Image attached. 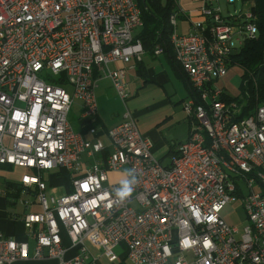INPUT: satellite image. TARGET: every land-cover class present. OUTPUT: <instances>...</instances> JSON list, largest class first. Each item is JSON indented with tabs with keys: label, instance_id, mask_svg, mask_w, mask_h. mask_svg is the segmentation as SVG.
Listing matches in <instances>:
<instances>
[{
	"label": "built area",
	"instance_id": "obj_1",
	"mask_svg": "<svg viewBox=\"0 0 264 264\" xmlns=\"http://www.w3.org/2000/svg\"><path fill=\"white\" fill-rule=\"evenodd\" d=\"M222 1L238 0H206L186 35L177 31L187 14L171 18L174 56L195 94L184 106L190 138L164 166L128 104V69L146 54L137 0H0V166L26 172L16 202L28 231L25 241L0 232V264H97L90 247L109 264L118 249L128 264H264V106L236 121L238 105L215 88L259 28L249 6L224 17ZM102 79L125 110L110 130L98 126ZM78 105L83 131L70 122ZM129 169L137 183L121 202L115 189ZM61 172L69 191L55 197ZM237 200L243 230L223 217Z\"/></svg>",
	"mask_w": 264,
	"mask_h": 264
},
{
	"label": "crops",
	"instance_id": "obj_2",
	"mask_svg": "<svg viewBox=\"0 0 264 264\" xmlns=\"http://www.w3.org/2000/svg\"><path fill=\"white\" fill-rule=\"evenodd\" d=\"M189 1L179 0V7L190 18V20H184L185 22H188V26L186 28L187 34L192 28V23L200 19L199 13L203 8L206 0ZM141 63H143L144 73H146L145 80L143 78H140L138 74V64L140 63L136 64L133 69H128L127 72V84L131 94V98L133 99L131 101V108L133 109L135 116L138 120L139 129L142 135L150 139L154 144V156L159 161H161L164 166H170L173 162V158L176 157L178 154L179 146L189 140L191 132L190 124L189 133L186 138H182L178 135V133H175L174 136L171 137L170 132L168 133L167 131L168 129H171V127H173L174 125L180 124L182 121L186 120V118H184L183 111L173 106V96L170 95L167 88V85L170 84V79L173 76L176 79H179L181 81L183 80L179 77L178 72L169 56L164 53L159 56L155 54L154 57L145 54ZM138 79L142 81V86L141 88L135 89V92H133L131 91L132 88L130 84L131 82H133V84L138 83ZM183 82L185 83V81ZM96 96L99 107V128L102 130H110L121 124L123 121V114L125 110L122 102L117 98L110 80L102 79L98 83ZM183 101L184 99H182L180 102L182 103ZM120 105L122 108L120 107ZM77 107L81 115L80 106L78 105ZM178 111L180 113H178ZM78 131H83L80 125L78 126ZM101 137L103 138L104 142L108 145V139L103 136ZM2 169H5L9 172H13L15 170L13 168L5 167H3ZM21 171H23L24 174L26 173L24 170ZM113 178H116V176H114ZM55 180L60 179L57 178ZM11 193L13 194V191H9V195L12 196ZM10 199L14 201L12 198ZM6 204L11 203H9L7 200L5 187L4 190H0V232L8 238H13L19 241L27 240L28 231L23 222V217L27 213V210L23 208L21 213L19 212L9 214L5 206ZM36 208L39 209L36 206L34 208V211H39ZM65 242L68 244V241ZM121 251L123 250L121 249ZM90 252L93 258L97 259V264H109L100 250L90 247ZM16 264L57 263L54 261H27L19 262ZM117 264H128L123 253L120 256V262Z\"/></svg>",
	"mask_w": 264,
	"mask_h": 264
},
{
	"label": "trees",
	"instance_id": "obj_3",
	"mask_svg": "<svg viewBox=\"0 0 264 264\" xmlns=\"http://www.w3.org/2000/svg\"><path fill=\"white\" fill-rule=\"evenodd\" d=\"M142 13L143 27L136 33V39L141 41L147 55L154 57L157 49L164 50L175 66L179 77L185 81L189 98L195 94L188 77L177 63L171 45L174 28L171 18L180 13L179 0H137ZM243 7L249 6L257 17L259 36L255 41L246 44L245 48L232 59V67L242 70V81L238 97L224 94L222 101L226 104H237L240 110L235 116L236 121H242L256 114L264 106V0H242ZM180 20H188L187 15H181ZM138 74L145 80L143 63L138 64ZM143 71V72H142ZM246 105H243L245 104ZM58 179L69 177L65 172L58 175ZM52 183V182H51ZM6 197L9 203L18 200L21 188L18 184L5 182ZM9 191H13L12 196ZM69 191V188H68ZM67 191V192H68Z\"/></svg>",
	"mask_w": 264,
	"mask_h": 264
},
{
	"label": "rangeland",
	"instance_id": "obj_4",
	"mask_svg": "<svg viewBox=\"0 0 264 264\" xmlns=\"http://www.w3.org/2000/svg\"><path fill=\"white\" fill-rule=\"evenodd\" d=\"M189 1V0H188ZM190 2V1H189ZM248 6H245V10L247 9ZM221 9H222V15L224 17L226 16H234L235 14H238L242 10V2L241 1H236L235 4H228L226 1L221 2ZM187 26L188 22L185 21H178V31L177 33L181 35H186L187 34ZM140 32V29L137 31V33ZM171 82L170 84L167 85L168 91L170 95L173 97L174 105L178 109L182 110L184 113V118L186 120L182 121L180 124L174 125L171 127V129H168V133L170 132V136H174L175 133H178L179 136L182 138H186L189 133V124L191 125L190 119L187 116V113L184 109L183 106L187 105L188 102V89L185 85V83L179 79H176L174 76L170 79ZM133 81V79H132ZM241 81H242V70L239 67H231L228 75L226 78L218 81L215 84V88L218 90H222L226 94H228L231 97H238L240 93V87H241ZM138 83L133 84L131 82V88L133 92H135V89L141 88L142 86V81L138 79ZM135 94V93H133ZM118 98V97H117ZM119 99V98H118ZM184 99V101L181 103L180 101ZM187 99V100H186ZM133 99L131 98L128 101L129 107L131 108V101ZM177 104V105H176ZM243 105H246L243 104ZM121 107V105H120ZM122 108V107H121ZM132 109V108H131ZM133 110V109H132ZM122 112V109H121ZM178 113H180L178 111ZM79 118H80V112L78 110V107L75 106L72 109L71 115H70V122L74 126L76 130H78L79 126ZM191 130V129H190ZM5 146L8 149H12L13 147V140L10 137H6L5 139ZM91 164H93V160H91ZM3 168V167H2ZM0 167V190H4L5 188V180L12 182V183H20L22 176L24 175V172L15 169L13 172L6 171L5 169H2ZM69 188V182L67 179L64 180H52V183L50 184V192L53 196L55 197H60L61 195H65L68 191ZM243 191L247 195L248 190L246 186H243ZM13 204H6L7 212L9 214H14V213H21L23 210V206L20 204V201H11ZM16 202V204H15ZM6 203V201H5ZM15 204V205H14ZM37 209V208H36ZM39 210V209H37ZM223 217L225 221L232 227H236L240 230H243V228L247 224V214L242 207L241 200H237L233 204L229 205L225 211L223 212ZM118 255L121 256L123 251L121 249H118L116 252Z\"/></svg>",
	"mask_w": 264,
	"mask_h": 264
},
{
	"label": "clouds",
	"instance_id": "obj_5",
	"mask_svg": "<svg viewBox=\"0 0 264 264\" xmlns=\"http://www.w3.org/2000/svg\"><path fill=\"white\" fill-rule=\"evenodd\" d=\"M124 175L125 178L120 181L119 187L115 189V194L121 202L132 194L134 185L137 183L134 169L126 170Z\"/></svg>",
	"mask_w": 264,
	"mask_h": 264
}]
</instances>
